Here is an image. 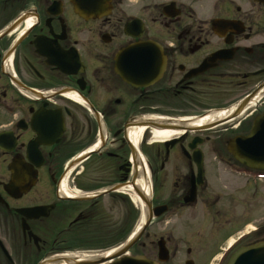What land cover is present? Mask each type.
Returning a JSON list of instances; mask_svg holds the SVG:
<instances>
[{"label":"flooded vegetation","instance_id":"flooded-vegetation-1","mask_svg":"<svg viewBox=\"0 0 264 264\" xmlns=\"http://www.w3.org/2000/svg\"><path fill=\"white\" fill-rule=\"evenodd\" d=\"M88 6L100 11L0 0V264L72 250L100 199L118 193L99 191L129 183L134 165L151 191L140 256L227 264L260 231L242 219L257 209L264 169L228 148L264 130V0ZM216 113L204 127L185 122ZM147 120L186 131L153 146L147 131L132 147L129 130ZM65 177L77 198L61 192Z\"/></svg>","mask_w":264,"mask_h":264},{"label":"water","instance_id":"water-1","mask_svg":"<svg viewBox=\"0 0 264 264\" xmlns=\"http://www.w3.org/2000/svg\"><path fill=\"white\" fill-rule=\"evenodd\" d=\"M74 6L75 12L83 17L88 18L94 16L100 9L91 8V5L97 0H70ZM264 122V118H263ZM141 126L147 129L153 130H164L169 129L173 131H180L181 129L176 128L173 124L163 123L158 124L155 121L142 122L135 125V127ZM186 131V130H182ZM229 152L240 162L250 165V162H257L258 165L255 168L264 169V130L257 131L252 130V133L246 138H236L229 143ZM260 164V165H259ZM131 172V170L129 171ZM133 179L124 185H115L109 189L101 191L103 194L112 193L118 191L124 186H133L136 180L139 178L138 167L134 165L132 169ZM134 187V186H133ZM135 194L141 201L144 209L151 208L150 197L145 195L139 189L134 188ZM157 216V215H155ZM152 218V215L148 217ZM144 226L142 225L136 235H132L123 244L119 245L120 249L115 255L108 259H94L92 261L80 262V261H67L65 264H158L153 261H148L141 256H130L129 251L136 245L139 241ZM166 259V254L160 251L159 262H163ZM228 264H264V241H260L252 246L242 248L238 250L229 260Z\"/></svg>","mask_w":264,"mask_h":264},{"label":"rangeland","instance_id":"rangeland-1","mask_svg":"<svg viewBox=\"0 0 264 264\" xmlns=\"http://www.w3.org/2000/svg\"><path fill=\"white\" fill-rule=\"evenodd\" d=\"M147 132L145 133V135ZM153 142L150 146L157 145L156 140L152 136L148 139ZM147 144V152L151 151ZM110 170L91 169L88 171L89 178H106ZM114 172V171H113ZM90 173V174H89ZM89 174V175H88ZM263 194H259L257 199V209L251 217L242 219V224L250 223L247 231L253 227L262 228L259 231L258 241L264 240V190ZM97 213L88 223L82 227L79 236L74 239L75 246L72 250H66L64 253H83L90 251H102L109 248H114L122 244L128 239V236L135 230L140 219V210L137 208L130 198L123 192L111 194L109 197L100 199L97 204ZM155 230H152V235ZM157 233V230H156ZM141 249L137 243L130 251V256H140Z\"/></svg>","mask_w":264,"mask_h":264},{"label":"bare ground","instance_id":"bare-ground-1","mask_svg":"<svg viewBox=\"0 0 264 264\" xmlns=\"http://www.w3.org/2000/svg\"><path fill=\"white\" fill-rule=\"evenodd\" d=\"M224 117V114L219 113V114H214V115H208L203 118L195 119V120H186L185 122L188 124V127H204L206 125H210L212 123H215L218 120H221ZM149 121V120H147ZM168 124H172V122L166 121ZM147 132V129L145 127L137 126L133 127L129 130L128 133V138L131 142L132 147H137L139 144L141 138L143 137L144 133ZM179 135V132L169 130V129H164V130H153L151 132V136L154 140L157 142H164L167 141L175 136ZM138 174L139 178L136 180L134 183V187L130 185H126L122 187L119 192H123L126 194L132 203L139 208V210L142 212L143 206L141 201L138 199L137 195L135 194L134 188L139 189L142 191L145 195L150 196V187L147 182L146 175L143 174V170L141 167L138 168ZM66 181L67 178L65 177L62 182H61V192L70 198H77V196L67 190L66 187ZM143 216L141 215L138 224L133 231V235H136L138 233L139 229L142 226L143 223ZM118 246L114 248H110L104 251H90V252H83V253H68L66 255L61 256L60 258H55L53 261H50L46 264H65L67 261H80V262H87V261H92L94 259H108L112 257V255H115L120 249Z\"/></svg>","mask_w":264,"mask_h":264}]
</instances>
